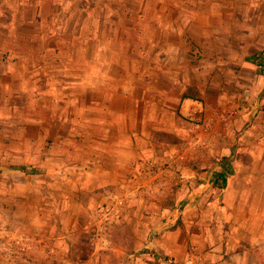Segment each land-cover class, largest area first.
<instances>
[{
    "label": "rangeland",
    "instance_id": "374dc122",
    "mask_svg": "<svg viewBox=\"0 0 264 264\" xmlns=\"http://www.w3.org/2000/svg\"><path fill=\"white\" fill-rule=\"evenodd\" d=\"M50 1L54 6L48 8L51 10L45 18L53 12L59 22L53 25L43 22L45 18L41 17L38 24L32 25L35 38L17 41L12 46L33 50L27 56L34 59L33 64L41 62L46 66L49 59V64L64 67L53 68L52 74L62 73L68 65L75 70L81 66L87 71L88 67L82 65L89 58L91 65L93 59L97 61L99 79H104L105 65L113 61L134 64L136 71L129 66L123 74L136 81L156 74L157 71H152L156 64L160 67V80L173 74L183 83L182 91L177 90L178 97L187 89L190 95L198 97L201 116L191 120L181 118L178 121L181 131L187 124L192 131L196 127L207 129L203 127L204 104L215 112L220 102L232 106L243 95L258 101L261 114L264 112V75L245 61L248 56L264 51V0ZM49 31L58 34L52 38ZM75 33L79 39L72 38ZM88 35L96 39L89 40ZM50 47L56 51L46 52ZM89 48H96L95 58L92 52L88 56ZM15 64L9 57L0 56V264H186V260L189 263L192 259L203 263L201 256L205 253L194 252L191 244L181 249L178 242L176 254L169 255L166 248L156 246V233L152 229L142 238L136 217H128V222L123 220L132 202L163 201L166 193L163 196L158 188L135 200L129 199L121 216L107 224L99 213L100 208L123 194L86 215L80 207L89 202L87 198L74 199L72 193L69 197L56 193L57 185L55 181L49 182L50 176L41 167L40 159L42 130L55 126L49 119L57 114L58 105L36 91L41 88L35 85L40 72L33 73L30 69L28 80ZM140 65L145 66L143 73L137 71ZM68 71L67 74L73 73ZM170 92L175 94L173 89ZM216 117L221 116L215 112L209 118L213 136L219 133L224 139L227 121L221 123ZM176 139L179 141L178 136ZM181 141L179 149L184 146ZM30 147L32 161L37 162L34 167L25 164V149ZM190 147L192 157L183 156L185 148L169 153L171 162L176 164L174 181L182 178L183 162L201 172V164L207 159L206 145L192 141ZM177 156H182L179 163ZM155 162L145 159L142 172ZM20 167L30 169L14 170ZM181 212V208H176L164 218L162 227L168 233L177 231L178 239L183 240L187 232ZM208 224L205 221L198 228L227 231L223 225ZM217 242L223 243L224 236Z\"/></svg>",
    "mask_w": 264,
    "mask_h": 264
},
{
    "label": "crops",
    "instance_id": "0c3cea01",
    "mask_svg": "<svg viewBox=\"0 0 264 264\" xmlns=\"http://www.w3.org/2000/svg\"><path fill=\"white\" fill-rule=\"evenodd\" d=\"M53 6L50 0H0V56L16 63L28 80L32 71L40 72L35 85L41 88L36 91L58 105L57 114L49 119L55 126L42 130L40 159L41 167L50 176L49 182L55 181L57 185L56 193L64 197L72 193L74 199L87 198L89 202L80 207L87 215L88 211L111 203L119 195L135 200L158 188L163 196L166 193L163 201L132 202L123 219L128 222V217H136L142 238L152 229L156 233V246L166 248L169 255L176 254L178 242L181 249L191 244L194 252L205 253L201 256L203 263L192 259L189 263L186 260V264H264V112L261 114V104L245 95L232 106L220 102L214 111L221 116L216 117L218 121H227L222 139L219 133L213 136L209 118L215 112L205 104L203 127L207 129L196 127L192 131L187 124L180 130L178 121L195 118L202 108L194 100L178 97L177 90L182 91L183 83L173 74L160 80V67L156 64L152 71L158 74L136 81H130L123 74L129 66L136 71L134 64L113 61L105 65L104 79H99L97 61L93 59L91 65L89 58L82 65L88 67L87 71L81 66L75 70L68 65L65 68L73 73L67 74L70 71L65 69L52 74L53 68L64 67L49 64V59L46 66L41 62L33 64V58L27 59L33 50L18 49L12 44L35 38L37 34L32 25L38 24L41 17L44 20L51 10L48 8ZM58 18L52 12L43 22L56 25ZM53 31L47 32L52 38L58 34ZM60 34L64 35L63 31ZM72 38H77L76 33ZM87 38L96 39V36ZM55 51L52 47L46 48V52ZM91 52L95 58L96 48H89L88 56ZM139 67L137 71L141 73L146 70L144 65ZM171 89L175 94L171 95ZM164 139L166 142L162 143ZM181 140L184 146L179 149ZM192 141L206 145L207 159L201 164V172L183 162L182 178L174 181L176 164L171 162L169 153L185 148L183 156L192 157ZM31 147L25 149L24 158L26 165L34 167L37 162L32 161ZM145 159L157 161L155 165L161 166L162 171L145 177L142 172ZM181 159L182 156H177L178 163ZM177 183L179 186L171 190L170 186ZM176 208L182 209L187 232L183 240L178 239L177 231L168 233L162 227L164 218ZM205 221L212 226L223 225L227 231L198 228ZM222 236L224 242L218 243Z\"/></svg>",
    "mask_w": 264,
    "mask_h": 264
},
{
    "label": "built area",
    "instance_id": "2783aa9c",
    "mask_svg": "<svg viewBox=\"0 0 264 264\" xmlns=\"http://www.w3.org/2000/svg\"><path fill=\"white\" fill-rule=\"evenodd\" d=\"M201 113L199 112V117ZM162 171L157 165L150 164L145 171H143L145 177H153L157 173ZM129 200V197L125 196L124 194L119 197L118 199H115L113 203L110 205L102 206L99 210V213L104 218L105 223L107 224L110 222L113 218H119L123 212V208L125 207V204Z\"/></svg>",
    "mask_w": 264,
    "mask_h": 264
},
{
    "label": "trees",
    "instance_id": "16d2710c",
    "mask_svg": "<svg viewBox=\"0 0 264 264\" xmlns=\"http://www.w3.org/2000/svg\"><path fill=\"white\" fill-rule=\"evenodd\" d=\"M245 61L247 63H250L256 67H258L260 70H259V74L260 75H264V51L262 53H259V54H252L250 56H248ZM190 89H187L186 92H183L181 98L182 99H190V100H194V101H197L198 100V97H195V96H192L188 93ZM14 170H17V171H21V172H26L27 168L25 167H20V168H16ZM220 180L223 182V178H220Z\"/></svg>",
    "mask_w": 264,
    "mask_h": 264
}]
</instances>
